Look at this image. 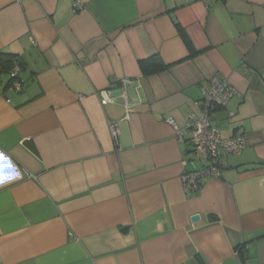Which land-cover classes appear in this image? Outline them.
Segmentation results:
<instances>
[{
  "label": "crops",
  "instance_id": "0c3cea01",
  "mask_svg": "<svg viewBox=\"0 0 264 264\" xmlns=\"http://www.w3.org/2000/svg\"><path fill=\"white\" fill-rule=\"evenodd\" d=\"M0 52L24 61L21 90L0 77L21 173L0 185V264H264V0H0ZM214 76L237 93L213 125L245 147L185 192L209 161L167 118L185 127Z\"/></svg>",
  "mask_w": 264,
  "mask_h": 264
},
{
  "label": "built area",
  "instance_id": "2783aa9c",
  "mask_svg": "<svg viewBox=\"0 0 264 264\" xmlns=\"http://www.w3.org/2000/svg\"><path fill=\"white\" fill-rule=\"evenodd\" d=\"M76 6L81 8L82 4L77 2ZM20 73L21 67L16 63L10 75L16 78ZM130 82L131 80L122 82V96H124L127 106L132 100L128 91ZM210 82V86L203 90L201 111L191 116L185 127H181L175 118H167V122L176 130L179 139H184L189 134V141L196 158L209 161L200 169L182 174L181 180L185 192L198 189L204 177L220 178L222 170L218 163L219 158L223 154H238L245 147V140L242 136L225 137L220 128L213 125L215 113L219 108L226 106L237 93L236 87L227 78L219 76H214ZM11 88L21 90L22 82L19 79L14 80ZM111 100L114 101L115 97H111ZM230 114L234 115V113ZM110 127L112 135L117 138L120 133L119 123L112 121Z\"/></svg>",
  "mask_w": 264,
  "mask_h": 264
},
{
  "label": "trees",
  "instance_id": "16d2710c",
  "mask_svg": "<svg viewBox=\"0 0 264 264\" xmlns=\"http://www.w3.org/2000/svg\"><path fill=\"white\" fill-rule=\"evenodd\" d=\"M176 25L178 26L180 33L183 35L191 52L194 53L195 50L185 30L179 23H176ZM16 63L19 64V66L21 67V71H22V68L24 66V61L17 54L9 53V52H0V77L3 75H9L8 85L10 87L13 84L14 80L16 79H19L21 82H23L20 74L16 78L10 75ZM140 64H141L142 71L145 75L160 71L166 67L158 55L152 58H149L147 60H142Z\"/></svg>",
  "mask_w": 264,
  "mask_h": 264
},
{
  "label": "clouds",
  "instance_id": "9594fccd",
  "mask_svg": "<svg viewBox=\"0 0 264 264\" xmlns=\"http://www.w3.org/2000/svg\"><path fill=\"white\" fill-rule=\"evenodd\" d=\"M21 173L11 162V159L0 152V185L20 178Z\"/></svg>",
  "mask_w": 264,
  "mask_h": 264
},
{
  "label": "water",
  "instance_id": "95a60500",
  "mask_svg": "<svg viewBox=\"0 0 264 264\" xmlns=\"http://www.w3.org/2000/svg\"><path fill=\"white\" fill-rule=\"evenodd\" d=\"M138 85H139V81L135 80V81H131L128 85V91L130 93L131 98L133 99H137L139 97V93H138ZM116 94L121 96L123 94V89H116ZM200 218L199 214H195L192 219L193 220H198Z\"/></svg>",
  "mask_w": 264,
  "mask_h": 264
},
{
  "label": "rangeland",
  "instance_id": "374dc122",
  "mask_svg": "<svg viewBox=\"0 0 264 264\" xmlns=\"http://www.w3.org/2000/svg\"><path fill=\"white\" fill-rule=\"evenodd\" d=\"M2 78H3V79H6V78H7V76L5 75V76H3Z\"/></svg>",
  "mask_w": 264,
  "mask_h": 264
}]
</instances>
